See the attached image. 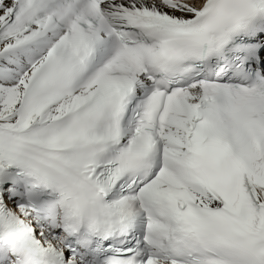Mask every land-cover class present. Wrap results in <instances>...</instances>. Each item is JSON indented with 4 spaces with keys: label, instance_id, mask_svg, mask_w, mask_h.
<instances>
[{
    "label": "snow or ice",
    "instance_id": "1",
    "mask_svg": "<svg viewBox=\"0 0 264 264\" xmlns=\"http://www.w3.org/2000/svg\"><path fill=\"white\" fill-rule=\"evenodd\" d=\"M0 264H264V0H0Z\"/></svg>",
    "mask_w": 264,
    "mask_h": 264
}]
</instances>
